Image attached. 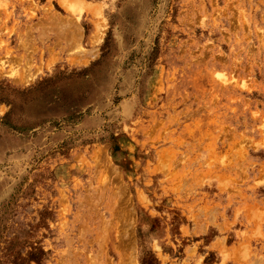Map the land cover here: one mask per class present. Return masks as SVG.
<instances>
[{
  "label": "rangeland",
  "instance_id": "1",
  "mask_svg": "<svg viewBox=\"0 0 264 264\" xmlns=\"http://www.w3.org/2000/svg\"><path fill=\"white\" fill-rule=\"evenodd\" d=\"M0 264H264V0H0Z\"/></svg>",
  "mask_w": 264,
  "mask_h": 264
}]
</instances>
